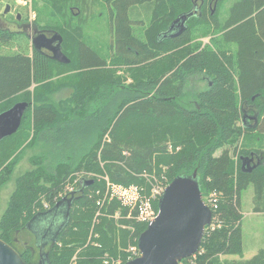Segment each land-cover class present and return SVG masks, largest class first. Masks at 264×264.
Returning a JSON list of instances; mask_svg holds the SVG:
<instances>
[{"label": "trees", "instance_id": "1", "mask_svg": "<svg viewBox=\"0 0 264 264\" xmlns=\"http://www.w3.org/2000/svg\"><path fill=\"white\" fill-rule=\"evenodd\" d=\"M95 1L33 0L34 7L41 2L36 19L41 13L61 19L41 26L61 36L69 62L34 45L31 54L0 55V113L27 104L16 131L0 140V187L25 146L36 139L44 146L29 158L31 169L15 180L0 239L13 246L31 219L82 188L78 182L60 195L80 174L107 175L111 183L135 185L149 196L153 174H165L167 185L196 171L203 201L214 192L217 203L198 251L179 264H235L222 256L243 253L240 202L247 188L253 191V212L264 217V0L236 1L215 27L221 36L201 49L190 43L194 25L213 20L217 26L206 2L181 33L163 37L177 17L192 11L191 0H105L110 21L105 56L84 38V14ZM13 33L0 28V42ZM224 43H235V53L223 50ZM201 74L209 84L189 95L190 78ZM254 109L255 121L243 122V113ZM230 147L241 152L237 163ZM252 158L259 164L251 169ZM243 160L249 161L245 169ZM85 179L92 183L75 196L47 261L68 264L75 254L77 264H104L107 255L124 264L129 256L123 248L133 236L137 246L147 224L126 216L127 207L110 197L103 178ZM152 202L157 211L158 199ZM118 208V221L133 225V231L117 228ZM18 253L25 264H36L30 249ZM239 264H264V247Z\"/></svg>", "mask_w": 264, "mask_h": 264}, {"label": "rangeland", "instance_id": "2", "mask_svg": "<svg viewBox=\"0 0 264 264\" xmlns=\"http://www.w3.org/2000/svg\"><path fill=\"white\" fill-rule=\"evenodd\" d=\"M238 0H221L217 1L215 4V11L216 12V18L214 20V23H217V26H212V23L205 24L203 21H196L197 23L194 25L196 29L192 31L191 35V45L199 47L200 49L205 46H211L212 47V37L219 38L221 36V32L219 31L220 24H222L225 19L228 16V12L232 5ZM206 7L208 8L209 2L212 3V0H205ZM25 3V4H23ZM6 5L9 6V10L7 12H4V9ZM105 0H96L92 3V5L89 7L88 14H84L85 18V27H84V38L85 42L89 44L91 47L95 48L99 51V53L102 56H105L108 54V47L110 42V21H109V13L108 8L106 6ZM41 6V2L36 3V7L33 5V0H0V27L7 28L10 31L14 32L12 34L11 39L7 43H1L0 42V55L2 54H14V53H23V54H31V42L29 37L33 36L34 30L33 28L36 27L37 29H43L41 25L47 24V22H61V19L54 16L53 14H39V16L36 19V13L39 12V8ZM71 3L68 4V7H73ZM39 7V8H37ZM214 7V5H213ZM41 9V8H40ZM74 9V7H73ZM46 11H49V9H45ZM44 10V11H45ZM71 11V9H69ZM68 10V12H70ZM143 12V11H142ZM142 12H140V17L144 20V16L142 17ZM74 13H76V10L74 9ZM212 15V14H209ZM36 19V21H35ZM211 20H205L208 22H211ZM201 22V23H199ZM40 24V25H39ZM60 24V23H59ZM215 25V24H214ZM198 27H202L203 30H198ZM198 30V31H197ZM22 31V32H20ZM20 32V33H19ZM29 34V35H28ZM221 40V39H220ZM223 47L225 51H231L232 53H235L237 46L235 43H224ZM128 82V81H127ZM125 84V83H124ZM208 79L203 74L201 75H195L192 76L188 83L187 91L189 95H191L192 92L205 89L207 86ZM44 90V89H43ZM41 90V91H43ZM40 91V92H41ZM39 92V93H40ZM53 100L57 101L58 94L55 92L52 96ZM191 99V97H190ZM257 111L256 109L252 110L249 114H252L253 112ZM248 114L246 112L243 113ZM26 120L30 118V113L27 112ZM240 123V122H239ZM29 130H30V124ZM108 136V135H107ZM241 139L242 136L239 139V145L238 150L241 148ZM26 144V143H25ZM22 147H24V145ZM44 146L42 143H40L37 139L35 142H33L31 145L25 146L18 154L15 156L16 163L14 166H12L11 173L9 175V178L7 181L0 187V219L2 217V214L5 212L7 208V204L10 198L11 193L14 190L15 187V180L18 176L22 175L29 169H31L32 165L29 162V158L31 156L40 155L43 151ZM179 149V148H177ZM232 152V156L234 161L237 163L240 151L233 152V148H229ZM170 151V150H169ZM220 152L217 151L216 154ZM80 174L79 177L70 179L65 183V186L63 187V190L60 195L65 194L68 191L74 190L78 188L79 183L82 179L85 180V178L90 179L92 176L105 180V188H107V180H110L107 175L102 176H96L92 175V173H88L85 175ZM152 178H148L149 184H151V189L156 186V188H164L165 182L167 180V177L165 174H162L160 177H157L156 175H152ZM111 181V180H110ZM79 182V183H78ZM78 184V185H77ZM149 189V196L152 195V191ZM80 194V192H76L75 195ZM252 195L253 191L249 187L246 190L242 192L241 195V202H240V212L242 215L241 218V229H242V240H243V253L242 255H228V256H222L223 259H226L229 262H233L235 264L242 263L246 259H249L252 257L260 248L264 247V217L260 213L253 212V203H252ZM209 196V195H208ZM158 197L153 198V201L157 200ZM207 199V198H206ZM118 200V199H116ZM119 201V200H118ZM120 214V208L117 209V215L114 216L116 219V226L119 229L126 230L133 227V225H125L123 222L118 221V217ZM63 217L61 215H58L56 220L61 222ZM135 228V227H134ZM133 231V228H131ZM28 231L31 232V229H28ZM136 239L135 236H133L132 243L129 242L127 246L123 248V251L129 256L128 259H130L133 255L131 252V248L136 247L133 244V241ZM45 240V239H44ZM37 242V241H36ZM131 247V248H129ZM46 249V248H45ZM44 249V250H45ZM114 257V256H109ZM121 261L122 259L118 257Z\"/></svg>", "mask_w": 264, "mask_h": 264}, {"label": "water", "instance_id": "3", "mask_svg": "<svg viewBox=\"0 0 264 264\" xmlns=\"http://www.w3.org/2000/svg\"><path fill=\"white\" fill-rule=\"evenodd\" d=\"M8 10L9 6L6 5L4 12ZM192 14L193 12H189L187 15L177 17L163 37L168 36V32L177 23L180 24V29L178 33L171 34V36L181 33L186 20ZM39 37L47 40L50 47L44 43L38 45L36 40ZM61 40V36L57 33H53L49 38L45 32H42L39 36L33 38L32 45L38 49L42 47L51 49V58L67 63L69 59L61 50ZM26 106V103H16L7 111L0 113V140L16 131ZM247 161L243 160L242 169L248 166L249 161ZM258 164L259 161L254 163L251 169ZM91 183L92 180L82 179V188L78 192H82L83 187ZM75 193L76 190L71 191L70 196L65 195L51 209L31 219L26 227L32 226L43 215L57 212L56 215H52L53 218H47L43 222L45 224L40 228L41 238L47 240L53 234L52 243H54L59 230L66 221ZM61 214L63 216L62 221L55 225L54 222H58L56 220L57 216ZM211 216V209L202 199L196 171L188 175L174 177L165 186L158 198V210L155 217L149 221L146 228L138 236L139 255L127 260L124 264H179L183 258L189 257L198 251L205 228L211 223ZM44 255V264H49L47 253ZM0 264H25V262L11 245L0 239Z\"/></svg>", "mask_w": 264, "mask_h": 264}, {"label": "flooded vegetation", "instance_id": "4", "mask_svg": "<svg viewBox=\"0 0 264 264\" xmlns=\"http://www.w3.org/2000/svg\"><path fill=\"white\" fill-rule=\"evenodd\" d=\"M191 1H192V11L191 12H193L192 15H199L200 16V13H198V12H199V9H202V6L205 4V1L204 0H191ZM212 3L213 4H211V2H209V4L207 5L208 8L211 9L210 14H214L215 4L217 3V0H212ZM213 5H214V7H213ZM0 28H2V27H0ZM2 29H4V28H2ZM179 29H180V24L179 23L174 24L172 30L170 32H168L167 35L171 36V34H176V33H178ZM33 30H34L33 36L29 37L31 44H32L33 38H36L42 32H45L46 36L49 38L53 35V33L49 30L37 29L36 27H34ZM20 32H22V31H20ZM36 43L38 45L44 43L50 47V43L47 40H43L41 37H39V39L36 40ZM41 50L43 52H45L46 54H48L49 56L52 54L51 49L42 47ZM256 114H257V111L253 112L252 114H244L243 118H242L243 122L246 123V122H250L252 120L255 121V115ZM255 159H257V158H254V159L252 158L249 163L254 164L256 162V161H254ZM76 192H78V191L76 190ZM75 196H77V195H75ZM56 213L57 212L49 213L47 215H43L38 219V221H36L34 224H32V226L25 227V229L20 234H17L16 237L14 238V240L12 242V244H13L12 247L15 250H17L18 252H22L25 249H30L31 250V258L33 259V261L36 264H44V262H45V255L44 254H46L48 252L49 248L53 244L52 243L53 234H51L47 240H44L40 236V228L42 225L45 224L43 222L46 221L47 218L52 217V215H56ZM61 217H63L62 214H61ZM54 224L57 225L59 223L55 221ZM29 227H31V228H29ZM28 229H31V232L28 231Z\"/></svg>", "mask_w": 264, "mask_h": 264}, {"label": "built area", "instance_id": "5", "mask_svg": "<svg viewBox=\"0 0 264 264\" xmlns=\"http://www.w3.org/2000/svg\"><path fill=\"white\" fill-rule=\"evenodd\" d=\"M25 4V3H23ZM107 182V190L110 192V197L114 196L118 199L122 206L127 207V217H133L137 222L148 224L151 221L157 211L153 206V198L160 197L164 188H154L151 189V196H143L140 193V188L135 185L123 186L120 184L111 183L109 180ZM216 195L215 193L209 194L206 199L205 204L209 208H216ZM117 212H115V216ZM131 248V247H129ZM132 252V258L139 255L138 247H133L130 249ZM105 255L103 260L104 264H122V261L119 258L109 257ZM68 264H77L76 255L74 254L69 260Z\"/></svg>", "mask_w": 264, "mask_h": 264}]
</instances>
